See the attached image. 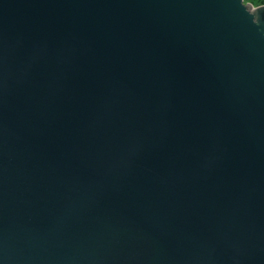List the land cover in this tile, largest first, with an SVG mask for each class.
<instances>
[{
    "label": "water",
    "instance_id": "1",
    "mask_svg": "<svg viewBox=\"0 0 264 264\" xmlns=\"http://www.w3.org/2000/svg\"><path fill=\"white\" fill-rule=\"evenodd\" d=\"M0 264H264V4L0 0Z\"/></svg>",
    "mask_w": 264,
    "mask_h": 264
},
{
    "label": "rangeland",
    "instance_id": "2",
    "mask_svg": "<svg viewBox=\"0 0 264 264\" xmlns=\"http://www.w3.org/2000/svg\"><path fill=\"white\" fill-rule=\"evenodd\" d=\"M247 2L252 3L254 6L255 5H259L258 2H257V0H247ZM260 4H264V3H260Z\"/></svg>",
    "mask_w": 264,
    "mask_h": 264
},
{
    "label": "trees",
    "instance_id": "3",
    "mask_svg": "<svg viewBox=\"0 0 264 264\" xmlns=\"http://www.w3.org/2000/svg\"><path fill=\"white\" fill-rule=\"evenodd\" d=\"M258 4L264 3V0H257Z\"/></svg>",
    "mask_w": 264,
    "mask_h": 264
}]
</instances>
